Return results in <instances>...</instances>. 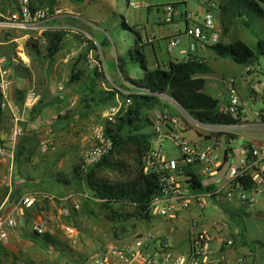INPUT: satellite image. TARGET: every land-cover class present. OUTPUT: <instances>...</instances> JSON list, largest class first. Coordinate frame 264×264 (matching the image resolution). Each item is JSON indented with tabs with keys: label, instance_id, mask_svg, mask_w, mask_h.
<instances>
[{
	"label": "built area",
	"instance_id": "built-area-1",
	"mask_svg": "<svg viewBox=\"0 0 264 264\" xmlns=\"http://www.w3.org/2000/svg\"><path fill=\"white\" fill-rule=\"evenodd\" d=\"M212 3V2H211ZM21 18L14 25L32 29H64L66 36L70 33L82 34L86 39L96 42L97 49L89 53L90 67H98L100 72L106 74L101 43L95 41L90 32L80 25L49 24V20L58 17H67L71 12L62 8L57 9L53 15H49L44 8L33 10L31 0H20ZM176 8L174 5L165 7L166 22H173ZM188 18L190 16L187 15ZM89 24L93 25L92 22ZM29 27V28H28ZM142 32L144 44H153L155 37ZM184 35L190 38V53L198 48V44L214 45L220 42V33L214 20V15L208 11L202 24L187 26ZM183 42L181 33L170 36L168 51L172 52ZM22 51L26 53L25 44H21ZM70 57H74V51ZM19 56V55H18ZM194 58V57H192ZM16 60L17 57H16ZM109 85L122 90L121 84L108 78ZM222 81L227 87L226 107L224 109L235 119L234 123H203L195 120L181 106L176 104L169 95H164L168 102L180 108L186 117L180 120L169 109H155L154 139L150 153L144 162V172L157 176L159 191L150 203V220L154 216H161L163 222L161 230L168 233H158L153 230L140 232L132 240H119L110 242L102 252L94 255L85 264H249L251 257L246 253L232 254L233 249L240 247L236 238L238 229L226 215L224 208L241 209L245 212L252 211L264 197V138H253L239 149L233 146L234 139L245 130L261 128L264 130V108L253 110L242 98L235 78L226 76ZM12 70L7 65L5 56L0 55V95L2 108L9 110L12 115V128L8 137L0 144V158L5 164V172L2 184L8 186V191L13 188V177L16 169V155L20 137L26 134L27 118L24 114L30 113L37 104L40 95L33 88L30 89L22 104V112L18 110L12 101L14 86ZM252 94L260 98L264 103V80L249 75L247 80ZM59 90H66L63 83L59 84ZM85 97H73L71 106L83 104ZM124 100L117 96L116 101L109 104L103 112L105 121H114L119 113ZM248 110L249 115L246 113ZM153 120V119H152ZM198 136L205 140L207 135H212L213 144L202 147L193 143L186 135V131L195 129ZM195 131V130H194ZM221 134V135H220ZM227 139L229 142H227ZM112 147L111 140L105 136L104 126L100 127L94 143L88 147L83 155L84 167L88 168L102 160ZM176 149L177 155L170 153ZM43 153L51 150L50 141L44 140L41 145ZM188 170H193L202 178L203 188L193 189L192 175ZM50 183L47 187H50ZM73 195V194H72ZM72 195H66L60 199L68 202ZM86 195V194H85ZM48 198H55L52 193ZM227 200V202H225ZM213 201L221 205L222 216L216 220L205 214L209 203ZM36 197L25 195L19 202V212L4 213L0 210V243H6L13 236L22 235L25 223L21 212L33 206ZM235 204L236 206H232ZM74 208H80L75 202ZM68 214L70 209H67ZM187 224V249L177 250L169 233L175 235ZM64 232L72 238L78 237L79 229L74 224H65ZM30 231L39 234L49 232L47 219H42L34 224ZM50 233V232H49ZM182 241V240H181Z\"/></svg>",
	"mask_w": 264,
	"mask_h": 264
},
{
	"label": "rangeland",
	"instance_id": "rangeland-1",
	"mask_svg": "<svg viewBox=\"0 0 264 264\" xmlns=\"http://www.w3.org/2000/svg\"><path fill=\"white\" fill-rule=\"evenodd\" d=\"M33 1L39 4V6L42 8L53 10L51 15H53V13L59 8H62L67 12H71L70 10L68 11L66 9H71L75 6L73 8L74 10L76 9L82 12L83 16L81 17H87L89 20H93V25L89 24L90 21L80 20L77 21L76 24H80V26L86 31L90 32L95 41L99 43H102L104 39H107L108 43L101 45L106 74L107 78H111L113 81L118 83L121 75L117 68L116 54L118 51H124V53H126L131 48H133L135 51H138V35L136 34L134 27L137 28V25L138 27L140 25V27H142L144 30L143 33H146V35H153L155 37V42L153 44H146V50L154 56L156 51L157 53L161 51V47H159L160 44L163 45L165 50L168 49L165 47L166 42H163L164 39L159 37L160 34H167L177 31L176 22L179 23L181 28L185 27V22L182 20L181 15L190 16L189 22L191 24H202L206 13L210 11L214 15V20L220 33V39L225 44H231L236 49L237 54L234 57H220L217 55V61L213 60L212 58H207L208 64H210L214 71L212 74H210V77L207 80V86L202 89L213 95L221 97L222 105L223 107H226L225 96L227 94V87L222 81V78L225 76H232L236 78L237 85L239 86L240 90L244 92L245 101L251 106V109L256 110L264 108L263 101L252 94L251 90L248 89L247 83L243 77L246 67L243 63V60L247 59V55L251 49H255L254 46L257 41L260 38H264V20L261 22H254L252 27L249 28L242 25L237 19L233 20L232 22H226L216 7L210 8L208 6V3L213 1L218 3L219 0H92L88 2H74L73 0H51L50 4H48L46 0H43V2L42 0ZM4 2L6 7L7 4H10L7 0H4ZM173 4L178 5L174 15V21L166 22L165 7ZM260 4L264 9V2H260ZM20 18V16L12 18L11 16L6 15V17H3V19L0 20V29L3 31L12 32L14 35L27 33V31H29L27 28L14 25V23L17 20H20ZM57 19L59 18H56V20ZM36 33L37 35L41 34L40 30H36ZM75 34L70 33L68 39H72ZM169 38L167 39V45ZM1 39L2 38L0 37V40ZM179 47L180 45L176 47L172 53L178 52ZM165 50L162 54L164 55V61L167 57ZM72 51L75 53L74 57L72 58L69 55L71 53L69 51L61 53L57 57L54 68L50 67L47 60H37L31 57L29 66H27V64H25L23 61L20 63L23 64L22 66L24 67H31L32 73L35 75V86L39 90L41 89V92H44L45 89H47L49 86H52V91H54L52 93H55V91L63 93L59 90V84L63 83L66 88L65 92L67 94V87L72 88L73 86L67 85V80L73 70V61L79 53V49L76 47ZM263 58L264 57H262L260 61H255L252 63L250 68H246V70L251 71L250 75L255 74L258 75L259 78H264V75L258 72L260 69L259 64L264 63ZM154 63L155 65H153V67L157 66L155 61ZM82 64L83 63H81L79 66H83ZM137 65H139L138 70L141 71V64L138 63ZM89 69L91 71L93 70L90 66ZM23 71L24 70H22V72ZM108 83L102 84V88H107L109 85ZM31 84L33 86L34 83ZM77 87H79V85ZM72 93L68 99L64 98V105L61 111H64V109L65 111L69 109L72 110L73 118H76L74 119L75 124L70 125V129L64 128L65 130L58 131V133H62L57 134V136L67 139L69 134L73 135L79 133L77 129L85 128L87 130L88 126H93V142H87L84 146H82L80 155H83L84 151L94 143L102 123L105 122V118L103 117V111L105 110V107L100 106L93 108V112L99 111V113L96 114V123L86 124L85 117H76L80 113L82 104L75 107L71 106V99L73 98L72 96L79 93L78 91L73 94ZM43 94H45V92ZM164 98L167 99L166 97ZM73 109L75 110L73 111ZM172 111L173 114L180 120L186 117L185 113L174 104L172 106ZM146 113L151 116L154 122L155 112L149 111ZM246 113L249 115L248 110H246ZM10 127V115H6V124L4 126L6 132L9 131ZM97 127H99L98 130L96 129ZM194 127L195 129L185 132L193 143L200 144L202 147H207L213 144L212 139L205 140L198 136L196 129H199V127L196 125ZM147 130L153 132L154 125L152 124L148 126ZM131 140L133 142H130V139L124 141L118 147V149L109 156V158L111 160L127 159L132 163H136L137 161L133 154L135 141L133 138H131ZM50 141L51 146L54 147H52L51 153H54V156H58L60 151H57L56 141L54 140V143L52 139ZM244 143L245 138L239 135L234 139L233 146L239 149L242 145H244ZM170 153L177 155L176 149L171 150ZM41 155L42 154L38 153L35 154V163L40 162L39 160L43 159V156ZM17 163L18 162H16V167ZM72 165L73 164H71L69 167L66 166L67 169L64 171L67 173L70 172ZM36 168L37 167L33 168L35 171L34 173L37 171L35 170ZM4 172L5 164L0 158V199L5 196V185L2 184ZM97 175L101 176V178L109 177L115 180H121L129 177L127 173H123L121 167L111 162L108 163L102 170H100ZM68 194H73L68 202L60 199L63 197V195L56 196L55 198H44V200H48H46L48 208L54 207L55 212L57 213V219L50 225V228L53 230V233L50 234L54 238L55 242L46 245L44 243H35L28 237H23V239L21 237V240L13 239L14 241L11 237L9 241L6 242L11 252L9 257H5V264H85L87 260L92 258L94 255L102 252V250L108 246L111 241L117 239L116 231H121V237H119L121 239L119 240H124L123 238L132 240L137 235H139L140 232L148 230H153L158 233H168L166 229L161 230L162 227L160 224L163 222V218L161 216H154L149 221L144 220L140 218L135 209L130 207L127 208L122 203H113V207L115 209L114 220L108 218L101 208V204L97 198L96 192L89 187L78 189L72 186ZM75 202H77L81 208L75 209ZM225 202H227V200H225ZM231 205L236 206L232 203ZM67 207H70L71 211H73L70 216L67 215ZM220 207L221 205L211 201L205 210L206 216L214 220L220 218L222 216V210ZM237 210L245 213V211L241 209ZM65 224L76 225L79 229L78 237H69L63 230V226ZM245 224L248 227L252 237H255V233L261 234V236L263 235L264 237V213H262L261 217H255V215L250 214L248 217H245ZM182 226L183 228L175 235L169 233V236L177 250H186L188 246L187 240L185 239L187 235V224H183ZM10 245L13 248H11ZM255 245L257 246L256 254L254 255L252 264H261L263 261L264 250L259 243ZM237 249H233L231 253L235 254Z\"/></svg>",
	"mask_w": 264,
	"mask_h": 264
},
{
	"label": "trees",
	"instance_id": "trees-1",
	"mask_svg": "<svg viewBox=\"0 0 264 264\" xmlns=\"http://www.w3.org/2000/svg\"><path fill=\"white\" fill-rule=\"evenodd\" d=\"M46 1L48 4L51 2V0ZM78 1L87 2L92 0ZM8 2L13 6L15 13H19L21 17V4L19 0H10ZM260 2H264V0H219L218 3L214 1L208 3V6L210 8L216 7L226 22H232L237 19L242 25L249 28L252 27L254 22L264 20V9ZM173 5L177 9L178 5ZM31 7L33 10L42 8L32 0ZM47 12L51 15L53 10H47ZM1 13L10 14L4 0H0V20L3 19ZM186 19L189 21L190 18L187 17ZM190 25H193V23L187 26ZM134 29L138 35V51L132 48L117 57V68L123 81L121 87L128 90L127 93L110 85L107 88L100 86L101 84L108 83V78L104 72L99 71L98 67L92 68L93 70L91 71L88 59L89 53L97 49V44L84 38L82 34H75L72 39H68L66 36L67 30L64 29H47L43 30L40 35H37L35 30L27 29L29 30L27 31L28 36L24 41L27 54L33 59L47 60L51 68H54L57 57L61 53L65 51L73 52L72 50L76 47L79 49V53L73 61V70L67 80V85H79L81 87L79 91L87 92V97L81 105L79 116L87 115L94 107L107 106L115 102L117 96L124 100V104L116 115L115 120L104 122L105 136L112 143L110 153L98 163L88 168L84 167L83 157L78 156L70 172L53 174L50 180L57 185L74 186L78 189L89 187L94 190L100 201L101 208L106 216L112 220H114L115 214L113 203H122L127 208H133L140 218L144 220L148 219L150 217L149 206L151 200L154 196L160 194L157 176L153 173L144 172V162L152 149L155 136L154 132L147 130V127L153 124V120L146 112L154 111L155 109H169L172 112V104L163 99L161 95L173 97L197 121L213 124L234 123L236 121L224 109L221 97L202 89L206 87L207 76L213 72V69L205 61L197 57L186 56L184 59H170L164 65L150 66V60L145 51L146 44L142 41V27L140 25L138 27L137 25V28L134 27ZM181 35L183 36L184 33ZM107 43V39H104L100 45ZM208 47L212 48L220 57H234L237 54L236 49L231 44L219 42L214 45H208ZM254 47L255 49H251L248 53L247 59L243 60L245 68L250 67L252 63L260 61L264 57V38H260ZM6 59L7 65L13 67L15 71L22 72L25 69L15 59V55L11 54ZM81 63H83V66H79ZM138 63L141 64V71L138 70ZM259 65L260 69L258 72L264 75V63H260ZM246 72L247 76L251 74L249 70ZM25 96L26 91L18 89L17 100L20 106L23 104ZM44 106V99L41 97L37 105L31 110L30 115L33 118L36 117L41 113ZM72 114V110H67L65 113H61L56 120L57 122H64L66 124L65 127L68 128L73 118ZM5 120L6 114L2 108V97L0 95V129ZM131 138L135 141L133 154L137 162L132 163L127 159L116 160L114 162L129 177L115 180L109 177L101 178V176H98L97 174L100 170L110 163L109 156L124 141L130 139L131 142ZM206 138L209 140L213 139L212 135H207ZM2 142L3 140L0 137V144ZM227 142H229L228 139ZM33 151V149H26L24 147L19 148L16 155L18 164L33 161ZM188 171L192 175L193 189H202V178L193 172V170ZM224 209L232 224L238 229L236 238L239 245L251 249L255 248V244L258 241H251L247 236L248 230L245 224V217L248 216V213L240 212L237 209ZM71 214L72 211L70 209L68 216ZM25 232L28 238L35 243L49 245L55 242L49 232L45 234H39L36 231L30 230H25ZM120 233L121 231H116L117 238L121 237ZM0 255L5 257L10 256L5 243H0Z\"/></svg>",
	"mask_w": 264,
	"mask_h": 264
},
{
	"label": "crops",
	"instance_id": "crops-1",
	"mask_svg": "<svg viewBox=\"0 0 264 264\" xmlns=\"http://www.w3.org/2000/svg\"><path fill=\"white\" fill-rule=\"evenodd\" d=\"M8 1H10V0H8ZM73 1L77 2V0H73ZM19 2H20V0H19ZM74 7H72L71 9H66V10H68V11L70 10L72 12L71 15H68L67 17H58L59 19H57V20H56V18L49 20V24H51V25H56V24H67V25H73L74 24V25H76V22L79 20L80 21H90V22L93 21L91 19L89 20V18H87V17L86 18L81 17V16H83L82 12L79 10H76V9L74 10L73 9ZM7 8H8V11L10 12V14L1 13V15L3 17H6V15L11 16L12 18L20 16L19 13H15L13 6L11 4H9L7 6ZM181 18L185 22L184 28H181L179 26V23L176 22L177 31L167 33V34H165V33L160 34L159 37L164 39L163 42H166V44H165L166 48H168L167 39L169 38V36H173L177 33L183 34L187 25L191 24L186 19L187 18L186 15L185 16L181 15ZM7 19H9V18H7ZM18 21L19 20H17V22ZM1 23H5V22H1ZM78 25H80V24H78ZM147 28H148V26H147ZM0 35H3V36H0L2 38L0 40V53H1L0 55L5 56V57H7L11 54L15 55V59H16V57L18 59L17 61H19L21 63L23 61L25 64H27V66H29L30 56L27 54V52L24 53L22 51V47H21V44H25L24 41L27 38L28 33H25V34L22 33L19 35H14V33H12V32L3 31L2 29H0ZM20 35H22V36H20ZM188 42H189V38L187 36L183 35V42L180 45L178 52H175V53L169 52L168 49L165 50L163 48V45L160 44L159 47H161V49H160L161 51L159 53H157V51H156V54H154V56L151 55L150 52H148L145 48V51H146L148 58L150 60V62H149L150 66L155 65L154 61L158 65V64H160V60H161L160 65H164L170 59H184L186 56L197 57L198 59L205 61L207 64H208L207 58H212L215 61L218 60L216 52L212 48L208 47V45H201L200 44L198 46L197 50L190 53L191 51L189 50V43ZM220 42L222 44H225L221 39H220ZM163 49L165 50V53L167 54L165 61H164V55H162L164 53ZM120 54H124V51H118V53L116 54L117 55L116 56V62H117V57ZM21 65H23V64H21ZM208 65L210 66V64H208ZM10 68L12 70V76L15 80L13 90H12V101L16 104V107L19 108L18 110H20L22 112V105L20 106L18 103V100H17L18 89L26 91V94H27V92L30 89L34 88L40 95L39 100L41 99V97H43L45 106H44L43 110L41 111V113L34 118L30 115L29 112L27 114H24L25 117L27 118L26 134L24 136L20 137L18 147L19 148L24 147L26 149H33L34 150L33 151V154H34L33 155V161H31L30 163H25V162H22V164L17 163V167L15 169V173H14V177H13L12 191L9 192L8 186H5V196L2 199H0V210L4 213L19 212L18 209H19V202H20L21 198L24 197L25 195H28V194L33 195L34 197H36V203L33 206L26 208L23 211V214L21 212V217L23 218V221L25 223V230H30L34 224L38 223L42 219H47L48 223H49V230H50L49 232L52 234L53 230L50 228V225L57 219V215H56L57 213L55 212L54 207L48 208V206H47L48 200L47 199L44 200V198L47 197L48 193H52L55 196L69 195L68 193L70 192V188L72 186H67V185H62V184L57 185V184L53 183L52 181H50L51 176L53 174L65 172L64 170L67 169L66 166L69 167L71 164H73L75 162L76 158L78 156H80V151H81L82 146H84L87 142H90V143L93 142L92 134H93V129H94L93 126L92 127L88 126L87 130L85 128L77 129L79 133H76L73 135L69 134L67 139H63L61 136H57V134L62 133V132L58 133V131H63V130H65L64 128L70 129V125L75 124L74 119H76V118L71 119L70 125L68 128L65 127L66 124L64 122H57L56 119H58L57 117L61 113L66 112L65 109H64V111H61L63 108V105H64V101H63L64 98L68 99L69 96L71 95V93L72 92L75 93L76 91H78L79 94L76 93L77 95H74L72 97L75 98V97L83 96L86 98L87 92L79 91V89L81 87L80 86L77 87L78 85H73L72 88L67 87V92H68L67 94L65 91L63 93L56 92V91H55V93H52V92H54V91H52L53 90L52 86H49L47 89L44 90L45 94H43L44 92H41V89L39 90L35 86V82H36L35 81V75H34V73H32L31 67H25V69H27V70L24 69L23 72L15 71L13 69V67H11V66H10ZM248 68H250V67H248ZM246 71L247 70L245 68L244 73H243V77H244L245 82L247 83L249 76L246 75L247 74ZM253 76L259 78L258 75L253 74ZM209 77H210V75L207 76V80ZM259 79L264 80V78L263 79L259 78ZM122 82L123 81H122V76H121V78L119 79V84H121ZM235 82H236V78H235ZM31 83H34L33 86ZM207 84L208 83H206V86H207ZM100 86L102 87V84ZM236 86L238 87L242 98L245 100V94L243 91L240 90L239 86L237 85V82H236ZM247 86H248V89L251 90L248 83H247ZM77 88H79V89H77ZM39 100H38V102H39ZM24 101H25V99H24ZM225 101H227L226 96H225ZM23 104H24V102H23ZM107 106H104L105 109ZM172 106H173V104H172ZM64 108H69V107H64ZM74 110L75 109H73V111ZM98 113H99V111L93 112V110L91 109L87 115L82 116V117H85V121H86L85 123L86 124H88V123H90V124L94 123L95 124L96 120H97L96 114H98ZM5 114L7 116L10 115L11 127H10L9 131L6 132V130L4 129V126L6 124V120H5L2 128L0 129V137L3 141L6 140V138L8 137V133H10L11 128H12V115H11L10 111L5 110ZM76 117L78 118L80 116L77 115ZM80 119H82V118H80ZM103 124L104 123H102V126H104ZM96 129L98 130L99 127H97ZM51 136H53V137H51ZM241 136H243L245 138V143L250 142L253 138L262 139V138H264V130H262L261 128H251V129L243 131L241 133ZM51 139H52L53 143H54V140L56 141L57 151H60V154L58 156H54L55 154L51 153L52 147H53V146H51V141H50ZM44 140L50 141L51 150L47 153H43L41 150V145H42V142ZM76 151H77V153H76ZM37 153L42 154L41 156H43V159L42 160L40 159L39 160L40 162L35 163L34 157H35V154H37ZM110 162L114 163V162H116V160L110 159ZM35 167H37L35 169V170H37L36 173H34L35 171L33 169ZM65 173H67V172H65ZM48 183L51 184L50 187H47ZM68 208L70 209V207H67L66 210ZM245 213H248V216L250 214H252V215H255V217H259V216L261 217L262 213H264V197H262L259 200V203L254 208V210L248 211ZM25 230H23L22 235L13 236L12 240L13 239L14 240L15 239L21 240L20 239L21 237H22V239H23V237H28ZM247 230H248L247 231L248 239L251 241H258V243L263 247V250H264V237H263V235L261 236V234L255 233V237H261V238H255V237L251 236L248 227H247ZM5 246H6L8 253H10L11 251H10V248L7 246V243H5ZM256 247L257 246H255V248L251 249L249 247L240 246L237 249V252L249 254L251 257V261L249 264H252L253 260H254V255L256 254ZM11 248H13V247L11 246ZM0 257L2 260L1 264H5V261H4L5 256L0 255ZM261 264H264V251H263V261L261 262Z\"/></svg>",
	"mask_w": 264,
	"mask_h": 264
},
{
	"label": "water",
	"instance_id": "water-1",
	"mask_svg": "<svg viewBox=\"0 0 264 264\" xmlns=\"http://www.w3.org/2000/svg\"><path fill=\"white\" fill-rule=\"evenodd\" d=\"M162 97L164 96V94L163 95H161ZM170 98L173 100V101H175L176 102V104H178L179 106H181L173 97H171L170 96ZM182 107V106H181Z\"/></svg>",
	"mask_w": 264,
	"mask_h": 264
}]
</instances>
